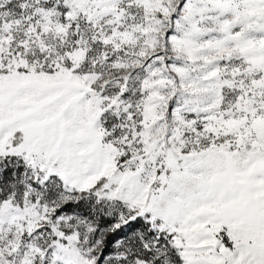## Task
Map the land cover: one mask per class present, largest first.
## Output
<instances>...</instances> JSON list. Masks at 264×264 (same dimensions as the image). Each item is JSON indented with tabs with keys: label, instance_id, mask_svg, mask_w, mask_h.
Instances as JSON below:
<instances>
[{
	"label": "snow or ice",
	"instance_id": "snow-or-ice-1",
	"mask_svg": "<svg viewBox=\"0 0 264 264\" xmlns=\"http://www.w3.org/2000/svg\"><path fill=\"white\" fill-rule=\"evenodd\" d=\"M0 264H264V0H0Z\"/></svg>",
	"mask_w": 264,
	"mask_h": 264
}]
</instances>
